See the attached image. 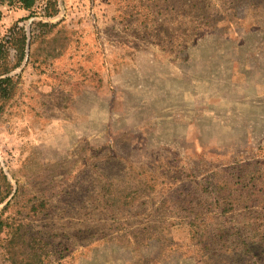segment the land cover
Segmentation results:
<instances>
[{
  "label": "rangeland",
  "instance_id": "rangeland-1",
  "mask_svg": "<svg viewBox=\"0 0 264 264\" xmlns=\"http://www.w3.org/2000/svg\"><path fill=\"white\" fill-rule=\"evenodd\" d=\"M47 2L0 5V264H264V0Z\"/></svg>",
  "mask_w": 264,
  "mask_h": 264
},
{
  "label": "trees",
  "instance_id": "trees-1",
  "mask_svg": "<svg viewBox=\"0 0 264 264\" xmlns=\"http://www.w3.org/2000/svg\"><path fill=\"white\" fill-rule=\"evenodd\" d=\"M40 0H0V5H8L10 7H17L21 10L32 12ZM53 0H48L46 6L44 7L45 11L51 8ZM9 44H12L15 47V50L20 53L19 61L22 60L25 46H26V37L22 35L18 40L14 39L12 36L6 39ZM0 57L5 59L7 56L4 52V45L0 47ZM13 84L9 79L0 81V97L9 98L12 91ZM0 224L3 228V222L0 221Z\"/></svg>",
  "mask_w": 264,
  "mask_h": 264
}]
</instances>
